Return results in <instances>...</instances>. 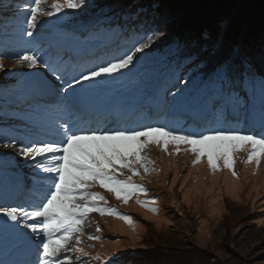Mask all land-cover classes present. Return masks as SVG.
Here are the masks:
<instances>
[{
  "label": "rangeland",
  "instance_id": "374dc122",
  "mask_svg": "<svg viewBox=\"0 0 264 264\" xmlns=\"http://www.w3.org/2000/svg\"><path fill=\"white\" fill-rule=\"evenodd\" d=\"M55 2L42 0L46 8ZM89 4L87 0L85 7L62 19L38 16L37 23L42 27L33 37H28L23 34L24 9L31 5V0H0V61L3 63L0 68V176L7 164H13V171L21 179L12 195L0 199V208L33 210L45 195V188L34 184V170L30 161L21 155L17 139L27 131L32 132V127L45 122L42 128L48 131V121L54 123L56 118H63L71 122L70 116L105 130L145 127L142 124L144 108L146 103L151 104L150 88L157 79L141 76V65L132 73L99 86L89 89L85 84L87 92L65 99L68 93L61 94L60 83L43 64L29 68L26 63H17L24 52L45 56L49 48L53 54L46 55L51 57L60 44L67 48L77 46L78 50L82 42L77 34L89 27L85 28L87 24L83 21L80 24L77 19ZM81 38L86 36L83 34ZM67 39L70 43L65 42ZM64 54H69L75 63L70 67L65 63L69 72L84 61L71 52H62V58ZM138 56L139 53L136 58L141 59ZM96 57L91 51L88 60L94 62ZM75 91L79 93V85ZM97 103L103 106L96 108ZM131 108L134 111L129 112ZM213 124H218L219 129H239L228 126L223 119L220 123H193L195 128L188 131L206 133L215 129L206 128ZM243 129L242 126L239 130ZM248 131L242 132L252 134ZM141 155L147 157L141 163H147L151 171L145 174L144 168L137 165L140 175L133 179L144 186L145 193H137L125 204L98 185L92 189L106 197V203L97 201L99 205L130 216L134 223L130 225L114 214L90 213L82 225L80 243L74 236L67 245L69 251L61 253L71 258L65 264H112V261L115 264H264V159L259 166L255 162L248 164V152L240 151L234 156L232 169L221 160L214 170L207 155L197 163L196 154L189 146L172 143L166 150L163 144H149ZM0 180V189L5 190L1 177ZM138 200L148 206H142ZM151 206L159 212L150 211ZM26 231L17 229L10 221L5 224L0 214V261L35 264L36 242L27 240L23 235Z\"/></svg>",
  "mask_w": 264,
  "mask_h": 264
},
{
  "label": "snow or ice",
  "instance_id": "6c2138e0",
  "mask_svg": "<svg viewBox=\"0 0 264 264\" xmlns=\"http://www.w3.org/2000/svg\"><path fill=\"white\" fill-rule=\"evenodd\" d=\"M86 3L87 0L63 2L57 0L46 8L42 0H31V5L24 9L26 29L23 30V34L33 37L38 28L42 27L37 23L38 16L62 19L73 15L74 10L82 9ZM151 43L149 37L148 42H140L138 46L120 53L113 59L100 63H77L75 74L72 75L68 74L64 66L66 62L61 55L62 52H71L78 58L75 50L69 48H58L51 57L41 56L39 52L35 54L24 52L19 56L17 63H26L29 68L43 64L60 83L61 94L68 93L65 99L76 98L88 91L84 88L85 84L90 89L101 85L102 82L132 73L141 63V60L136 58L137 53H144ZM2 67L3 63L0 61V68ZM256 79L246 73L238 84L250 90L254 88ZM172 83L173 80H167L161 85L155 99L157 106L166 109L174 118L187 116L193 123L199 121L220 123L226 110L235 111L239 106L238 93L234 88L237 82L232 79L227 65L217 67L207 83L200 88L186 87L179 89L177 93H170L168 86ZM77 85L80 86L79 93L75 91ZM259 86L264 99V78L259 80ZM69 89L73 91L68 92ZM218 103L222 104L223 110L216 107ZM261 107L264 110V103ZM69 119L71 122L56 118L54 123L50 122L47 132L17 138L20 141L21 155L30 161L34 170V184L45 188L42 202L33 210L18 207L0 208L5 224L10 221L17 229H26L23 235L27 240H35L38 255L35 264H65L66 260L70 261V257L62 256L61 253L69 251L67 245L74 236L77 243H80L82 225L92 212H99L101 215L114 214L130 225L134 223L130 216L99 205L97 201L106 203V197L92 189L98 185L113 193L116 199L125 204L137 193H145L144 186L138 185L133 177L140 175L137 165L144 168L145 174L151 171L147 163H141L147 161V157L142 156L141 152L149 144H163L165 150L169 143L187 145L190 151L196 154L197 163L207 155L208 162L214 170L217 168V162L221 160L224 166L232 169L234 156L240 151L248 152V164L255 162L259 166L264 159V134H244L239 129L219 128L206 133L185 132L166 125L146 126L142 130L129 128L105 130L90 127L86 122L72 119L71 116ZM45 135H54L58 139H45ZM122 176L125 178L120 179ZM42 181H46V185L42 184ZM137 202L142 206H148L143 201ZM152 203L155 204V200ZM149 210L159 212L154 206L149 207ZM0 264L4 262L0 261ZM112 264H115V261H112Z\"/></svg>",
  "mask_w": 264,
  "mask_h": 264
},
{
  "label": "trees",
  "instance_id": "16d2710c",
  "mask_svg": "<svg viewBox=\"0 0 264 264\" xmlns=\"http://www.w3.org/2000/svg\"><path fill=\"white\" fill-rule=\"evenodd\" d=\"M89 3L77 19L78 23L87 24L85 28L89 27L77 34L82 45L78 50L77 46H68L83 58L81 63L90 62L91 51L97 54L93 63H100L140 42H148L149 37L152 40L150 47L138 56L141 58L138 65L142 66L141 76L157 79L150 88L151 104L146 103L144 108L142 124L145 127L166 125L185 132L195 128L190 117L174 118L166 109L157 106L158 89L167 80L174 81L168 86L170 93L186 87L200 88L217 67L227 65L232 79L237 82L234 88L239 106L235 111L226 110L224 120L228 126L239 129L243 126L245 132L249 129L247 133L264 134V110L261 107L264 99L259 86V80L264 78V0H89ZM83 34L85 39L81 38ZM65 42L70 43V40ZM59 47L67 48L61 44ZM47 53L53 54L49 48ZM63 59L65 66L70 67L73 62L70 55L64 54ZM67 72L75 74V68ZM246 73L257 78L250 90L238 84ZM94 106L103 105L97 103ZM216 107L223 110L220 103ZM132 111L134 108L129 110ZM42 125L32 127V132L27 131L24 136L47 132ZM217 127L218 124H213L206 128ZM47 139L58 138L48 135ZM12 166L7 164L0 176L5 188L0 189L3 200L14 193L15 185L21 180Z\"/></svg>",
  "mask_w": 264,
  "mask_h": 264
}]
</instances>
